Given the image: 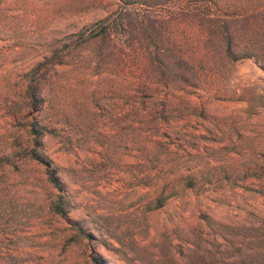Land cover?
<instances>
[{"label":"rangeland","instance_id":"374dc122","mask_svg":"<svg viewBox=\"0 0 264 264\" xmlns=\"http://www.w3.org/2000/svg\"><path fill=\"white\" fill-rule=\"evenodd\" d=\"M120 1L0 0V264H264V71L234 64L233 101L94 75L78 33ZM53 54L35 112L27 80Z\"/></svg>","mask_w":264,"mask_h":264},{"label":"trees","instance_id":"16d2710c","mask_svg":"<svg viewBox=\"0 0 264 264\" xmlns=\"http://www.w3.org/2000/svg\"><path fill=\"white\" fill-rule=\"evenodd\" d=\"M78 36L77 49L88 54L81 65L94 75H131L141 93L152 92L149 85L155 84L188 93L212 92L210 97L217 100H242L217 83L230 79L234 64L242 60L252 59L264 71V0H121L115 11ZM54 57L45 58L29 74L25 95L35 112L44 103L43 75L64 64ZM259 99L264 105V96ZM248 110L256 113L255 104L249 101ZM43 131L35 125L30 130L36 147ZM32 158L46 166L49 181L60 189L51 161L35 152ZM193 185L188 181L186 187ZM175 195L158 198L152 208ZM50 210L66 217L68 204L58 196ZM92 264L104 262L92 257Z\"/></svg>","mask_w":264,"mask_h":264}]
</instances>
